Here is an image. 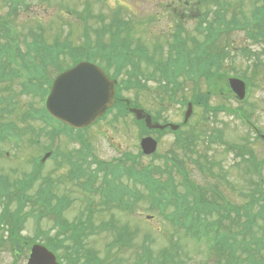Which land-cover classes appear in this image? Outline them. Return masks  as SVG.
<instances>
[{"label": "rangeland", "instance_id": "1", "mask_svg": "<svg viewBox=\"0 0 264 264\" xmlns=\"http://www.w3.org/2000/svg\"><path fill=\"white\" fill-rule=\"evenodd\" d=\"M178 2L179 0H28L26 1L27 6L17 7L10 12L8 0H0V19L8 24L10 34L6 37V30L0 27V39L6 40V42L18 41L19 47L22 48L21 51H25L26 45L23 42H29L34 38L33 35L37 36L38 41L46 43H51L57 38L84 44L86 41L84 34L87 33L90 44L102 45L110 38L115 37L113 32L119 23L112 24V21L118 17L127 22L126 29L121 36H125L128 42L144 45L146 50L143 47L142 49L147 58V61L146 58H141L140 53H135L131 58L132 66L129 65L128 68H134L140 72V79L144 85H136L133 87L134 89L128 91L123 90L122 97L134 100L135 103L137 102L136 104L154 116L159 115L157 118L161 123L180 124L185 107L181 106L179 100L184 96L186 99H190L194 90L201 89L200 91L204 93L206 88L202 84H194L190 78L184 75L183 71L180 72L179 86L175 90L165 87L157 69L163 62H167L168 22L174 24V19H176L172 12L182 16L185 25L182 36L192 39L200 36L193 29L196 20L186 14L187 12L191 13L190 9L192 8H185ZM256 7L264 9L263 1L206 0L199 8H196L197 14L206 13L208 14L207 18L217 10L215 13L218 19L217 24H219L217 28L224 32L222 34H225V37H222V44H233L228 48L230 55L223 62L227 70L233 71L231 74L250 70L247 73L251 75V66L255 64L257 58H261L264 65V39L260 44H253L244 36V28L255 26L249 19ZM167 8H171L172 12ZM86 15L89 17H85ZM42 33L44 36L40 35ZM97 33L101 36L100 38L96 37ZM116 37L119 38L120 34ZM188 42L185 44V48L190 52L189 48L192 45L195 46L190 41ZM241 47L258 51L259 55L250 57L243 55L239 52ZM12 48L13 53L16 54L17 49L14 46ZM148 58L153 59L152 63L148 62ZM15 61L18 62L16 57ZM71 63L67 55L61 58L60 64L63 68L70 66ZM11 65L14 66L12 63ZM257 67L262 71L261 67ZM48 73L50 74L48 78H52L56 75L57 70L51 67L48 68ZM147 74H151V76L146 81L144 76ZM252 78L255 85L250 87L248 95L242 102L235 99L229 88L224 85L226 82L223 81L224 83H219L220 93L219 89L214 87L207 94L210 99L209 104L213 109L220 106L240 107L255 124L262 128L261 130H264V76L256 75ZM145 88L146 91H143ZM19 91L17 79L0 82V125L6 126L8 120L16 123L15 133L11 135V139L5 141L6 143H0V177L12 182L19 177L30 175L36 167L33 159L38 156L41 158L48 151L45 149L46 147L51 146V150L57 148L64 151V154H70L78 147L73 143V139L61 133L58 137L50 139L49 135L38 132L42 123L37 122L36 119L22 118V113L28 106L41 108V96L40 94L22 96ZM137 92L138 95H136ZM6 107L10 109L9 113L6 111ZM118 110V108L113 109L104 119L99 120L85 131L86 133H83L85 137L82 136L84 139L81 145L89 151V156H87L91 163L88 167L91 171L96 169V162H100L103 167L99 168V171L104 172L108 178L112 177V172H108L106 166L117 163L120 160L119 157L126 153L133 158L135 169L147 168L153 177L162 181L180 179L182 182L181 176L177 174V168L172 169L171 173L163 172V169L167 170V166H169L164 164L163 159L169 155L174 156L178 163L184 165L188 170V181L186 182L192 190V195L199 191L205 195L209 192L207 198L211 201L224 203L226 200L231 204L243 205L247 202L248 197L242 196L241 190L246 189L245 191L252 192L251 187H254V184L259 187L261 183L264 191V168L261 171L262 176L259 174L253 176V173L252 176H249L236 167L237 159L234 158V153L227 151L224 144H219V140L217 143L206 141L208 135L215 132H222V140L229 144L241 143L244 138L251 136L238 116L225 115V112H220L222 114L205 113L199 107L193 106L191 116L185 126L180 127L178 137L175 138L176 135L170 130H165L161 134L157 133L156 138L159 136V139L155 155H144L140 154L139 147V140L142 136L141 126L139 125V127L135 123L131 115H117ZM16 134L17 138L14 139ZM178 138L180 139L177 140ZM185 144L186 147H184ZM249 147L258 157L264 156L263 143L251 142ZM78 156V151L72 155V159L76 158L75 162L77 163H79ZM196 159L205 164L202 165L201 162L200 166L195 164ZM131 164L124 166L129 167ZM40 172L42 181L47 179L53 181L52 194L57 197L65 196L70 201L69 206L62 212L59 222L76 223L81 221L86 228L85 235L81 236L79 240L73 238L69 231L61 232L58 235L59 225L52 228L54 217L51 218L50 215L42 216L39 222L27 218L23 235L33 237L37 230H42L44 233L42 232L40 235V240L58 245L60 251L61 249L71 251L78 244L79 251L92 253L100 259L102 264H155L149 262L148 254L151 255V258L157 257L161 263V258L157 255L164 252L165 249L169 251L175 249L169 245L170 239L173 244H179L177 249L179 257L172 263L221 264L224 261L218 253L207 250L206 247H209L210 243L206 238L196 240L186 236L184 230L166 220L161 215V211L154 210L150 205L152 199L148 196L146 188L131 176L129 178L124 175L113 179L120 181L130 189L136 183L135 186L138 188H136L137 191H134L137 196L132 201V207L129 210H123L115 204L104 202L101 199L104 185L100 173L97 180L94 179L91 183L90 189L86 182L87 176L80 177V179L69 177L70 165L66 158L63 162L47 158L42 163ZM256 176L262 179L259 180ZM224 179L228 180V183ZM40 182L41 180H38L35 183L33 193ZM178 189L183 190V187H178ZM202 193L200 194L204 195ZM252 195L254 196L253 193ZM221 199H224L223 202ZM91 201L94 203L87 207ZM173 203V201L170 202L165 209L166 212L173 210ZM31 208L37 213L43 212L42 207H31V203H29L28 211ZM89 213H91L90 221L87 218ZM236 222L238 225L240 224V220H236ZM257 223L264 227V218H257ZM223 227L233 229L234 225H222L220 230H223ZM257 229L256 227L254 231L258 232ZM122 235L129 236L128 241L124 244L118 242ZM113 242L114 245H112ZM0 249H3L0 250V264H25V251L18 249L20 255L16 259L8 241L6 242L4 228H0ZM84 262L90 263L91 261L86 259L82 252L80 258L78 257L77 264ZM62 263L64 264L65 261L63 260Z\"/></svg>", "mask_w": 264, "mask_h": 264}, {"label": "trees", "instance_id": "2", "mask_svg": "<svg viewBox=\"0 0 264 264\" xmlns=\"http://www.w3.org/2000/svg\"><path fill=\"white\" fill-rule=\"evenodd\" d=\"M256 11L260 12L258 8L255 9V12ZM8 30L9 27H6V34L10 35ZM33 36L34 38L29 42H23V44L26 45L25 51H21L22 48L19 47L20 43L18 41L11 40L5 44H0V77L6 75L12 76L15 75L16 72H19L18 76L26 77V81L23 85L26 86L27 89L37 87L38 83L44 84L45 86L49 85L50 78L48 77L50 74L48 73V68L54 67L57 71L61 70L63 67L60 63L61 58L64 57V55H67L71 62L81 58L94 59L100 57V60L105 59L107 63H110L116 56L117 45L119 44L115 39H112L111 43L107 46L99 44L92 45L87 39L84 44H76L67 40L60 41L58 39H54L51 43H46L45 41H38L37 36ZM211 36L212 35H208L206 40L211 38ZM254 36H264V34L259 30L254 33ZM12 46L17 49L16 54L13 53ZM15 57L18 62L15 61ZM121 60L122 63L118 66H125L129 63L126 56H122ZM211 62L212 61L205 60L202 64L201 72H196L193 68V74L185 75L188 78H194V80L198 79L200 76L205 78L207 92L204 94V97H202L203 101H205L204 98L207 97V94L210 93L214 87L218 88L214 82L221 78V75L215 74L214 71L211 70ZM11 63L14 66H12ZM7 68L9 69L8 73H6ZM128 73L131 72L128 71ZM162 75L168 82H174L178 76V74L172 71H164ZM244 75L245 74H243V76ZM132 76L133 75H129V82H132ZM135 76L136 75L133 77ZM124 85L125 87L129 86L125 81ZM44 91H46V88H44L43 93ZM29 115L30 114H28V116ZM36 117H39V120L44 121L42 129L51 135L57 133L69 134L70 132L69 128L61 124V127L58 125L52 127L50 125L52 119L44 114L43 109L37 110L31 115V119H36ZM220 137L221 135L219 134V138ZM238 154L243 156L242 152H239ZM167 160L170 161L171 164H174L180 172H185L174 156L168 157ZM167 160H165L164 163H166ZM129 163H132L129 167L124 166ZM133 165V158L124 155L120 165L113 164L110 167L112 177L108 178L105 176L102 182L104 189L102 191L103 198L101 199L104 202L108 200L123 210H129L132 207V201L137 196L134 192L138 189L135 186L136 183H134L132 186L133 188L130 189L121 184L120 181L113 180L119 178L120 175L127 173L146 188L149 193L148 196L152 199L150 200L152 207H161L162 211L167 208L171 201L175 200L176 203L174 210L164 216L176 223L186 233L200 239L206 238L210 243V246L206 248L209 249L210 252L218 253L221 259H224L221 264H264V227L257 223V218L261 215L264 217V191L261 183L259 187L254 186L250 194L245 192L246 189L242 191L243 196L245 195L249 197L247 198V202L243 205H233L224 199H221L222 202L223 200L225 201L224 203H221V201H211L207 198L209 192L205 195L200 191L199 193L193 194V198L190 201L187 199V194L185 193L189 186L186 187L185 185L184 189H186V191L182 193V191L178 189L180 185L176 187L173 179H166L165 181H162L161 179L159 180L151 175L149 169H135ZM82 167L83 166H81V168ZM237 167L239 170H242L243 173H247L248 171V166L239 164ZM166 171L167 173H171V167L167 166V170L163 169L164 173ZM91 177H93L91 180H94V175H91ZM186 178L187 172L183 181L186 182ZM34 179L35 174L32 173L15 180L11 185L7 182L5 186L3 180L0 178V210H3V212L6 213V215L3 214L0 216V222L6 220V224L12 232V243H21L22 238L18 235V231L22 227L24 218L27 215L38 216L37 213L34 214L36 211L33 208H31L30 212L24 215L22 208L25 204L29 206V203H31V207L38 206V208L43 206L46 214L54 213L56 219H59L63 209L68 205V200L66 198H58L55 204H51V198L53 196L48 193L49 185L46 186V181L44 182V187H42L39 192L33 193ZM224 180L228 183V180ZM11 188L14 189L11 191ZM200 193L204 195H201ZM93 203L94 202L91 201L89 205H92ZM181 210H187L190 211V213L184 217V219H181ZM193 212L195 213V216H192ZM232 212H234L233 216L231 215ZM236 220H240L239 225ZM82 223L83 222L81 221H78L76 224L60 223V227L63 230V227L69 225L71 236L74 237L75 234L81 235V233H83L82 231L85 230ZM2 224H4V222ZM230 224L234 225L233 229H231V227H223L224 229L220 230V226ZM256 227L258 228V232L254 231ZM51 248L59 254H62L61 252H73L72 254H74V252H78V254L81 253L79 252L80 248L79 250L72 249L69 252L64 249H61L60 252V248H55L54 246ZM176 248H179V244ZM78 254H76L75 257H78ZM147 256L149 262H154L155 264H175L172 262L179 257V252H177L176 249L171 250L170 253L160 252L157 256L161 258V263L157 257L151 258V255L149 254ZM74 261H77V258L74 259ZM91 264L101 263L93 258Z\"/></svg>", "mask_w": 264, "mask_h": 264}, {"label": "water", "instance_id": "3", "mask_svg": "<svg viewBox=\"0 0 264 264\" xmlns=\"http://www.w3.org/2000/svg\"><path fill=\"white\" fill-rule=\"evenodd\" d=\"M230 86L239 98L244 95V84L230 79ZM113 85L96 65L80 62L60 73L53 81L46 101L49 113L70 127L81 128L100 117L113 103ZM137 118H144L147 125L150 117L142 110L133 109ZM188 112L186 117L188 116ZM144 153L155 150L156 142L146 137L141 140ZM53 254L43 246L35 245L28 264H56Z\"/></svg>", "mask_w": 264, "mask_h": 264}]
</instances>
